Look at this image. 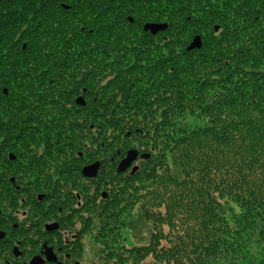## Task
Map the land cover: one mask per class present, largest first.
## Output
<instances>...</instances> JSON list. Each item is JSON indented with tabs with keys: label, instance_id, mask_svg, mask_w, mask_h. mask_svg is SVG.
Listing matches in <instances>:
<instances>
[{
	"label": "trees",
	"instance_id": "16d2710c",
	"mask_svg": "<svg viewBox=\"0 0 264 264\" xmlns=\"http://www.w3.org/2000/svg\"><path fill=\"white\" fill-rule=\"evenodd\" d=\"M159 1L155 40L132 32L125 0H0V166L33 144L57 163L94 154L103 264H128L126 249L131 264H264V0ZM80 91L91 115L66 107ZM129 146L150 157L119 182L109 158Z\"/></svg>",
	"mask_w": 264,
	"mask_h": 264
},
{
	"label": "flooded vegetation",
	"instance_id": "af4514ba",
	"mask_svg": "<svg viewBox=\"0 0 264 264\" xmlns=\"http://www.w3.org/2000/svg\"><path fill=\"white\" fill-rule=\"evenodd\" d=\"M147 1L125 0L124 5L129 10L126 17L132 32L157 40L164 37L166 31L164 15L158 13L163 12L160 4L163 2L159 1L157 14L149 15ZM155 22L163 27L155 32L144 27L145 23ZM81 91L73 101L66 103V107L79 109V112H82L81 107H86L91 115V101H87L88 96ZM79 95L83 102L76 101ZM33 125L35 123L23 121L3 128L13 130ZM46 149L44 144L15 147L12 153L7 151L8 160L5 158L0 166V264H102L94 245V234L90 237L86 229L87 217L92 215L86 209L99 206L101 200L98 198L106 197L108 191L100 188L99 170L94 175L82 172L83 165L94 159L80 160L82 154L77 152L80 156L77 157L70 150L67 159H60L57 163L51 160ZM33 150L36 154L23 156L25 151ZM136 152L137 156L121 172H116L112 156L109 158L110 172L117 176V181H126L130 168L133 165L139 168V162L150 157V154L142 156L143 150L136 149ZM121 157H117V161ZM5 168L9 169L7 173L3 171ZM5 178L9 183H4Z\"/></svg>",
	"mask_w": 264,
	"mask_h": 264
},
{
	"label": "rangeland",
	"instance_id": "374dc122",
	"mask_svg": "<svg viewBox=\"0 0 264 264\" xmlns=\"http://www.w3.org/2000/svg\"><path fill=\"white\" fill-rule=\"evenodd\" d=\"M66 120V119H65ZM90 144H93V145H95V143L92 141ZM78 151H80L79 149H76V148H74V153L76 154ZM80 152H82L83 153V151H80ZM68 153H69V150L68 151H66V153L64 154V155H67L68 156ZM124 154V153H123ZM49 155H50V158H51V160H53V161H57L58 160V157H56L55 155H56V152L54 151L53 153H49ZM83 158H82V160H91V159H93V158H91L92 156H94V154H87V151H85L84 153H83ZM116 162H117V158L114 160V164H113V168L115 169V167H116ZM112 168L110 167L109 168V171L111 170ZM102 173V177H100V182H102V184H100L101 186H100V188H101V190L102 189H105V187H104V184L106 183V180H107V176H105V173H104V171H102L101 172ZM113 176V175H112ZM107 184V183H106ZM83 189H85L84 187H83ZM99 200H101L100 198H98ZM90 209H86V211L87 212H91V213H93V211H89ZM89 218V217H88ZM92 222H95V218L93 219V220H91ZM89 228V225H87V227H86V229H88ZM122 232L124 233V235H126V236H128V237H131L132 238V236H134V234H141V233H145L146 234V231H145V229H144V227H143V225L140 223V221H136L135 222V224H134V226H133V228L131 227V226H129V228H124L123 230H122ZM90 237H93V235H91L90 234ZM133 239V238H132ZM145 239H143V241H144ZM163 241V240H162ZM99 242H100V238L98 239L97 238V240L95 241V243H94V245H95V248L97 249V247L100 245L99 244ZM120 250H121V248H120ZM123 251V250H122ZM121 251V255L122 256H124L125 257V261H127V263L129 264H131V259H133V257H131V259L129 258V256H126V253L128 254V250L126 249V250H124L123 252ZM97 254H98V252H97ZM114 255V254H113ZM99 259H100V261H101V257L99 256ZM151 260V256L150 255H148V256H146L144 259H142L141 260V264H143V262H147V261H150ZM102 262V261H101ZM103 264V263H102ZM160 264H164V262H160Z\"/></svg>",
	"mask_w": 264,
	"mask_h": 264
},
{
	"label": "water",
	"instance_id": "95a60500",
	"mask_svg": "<svg viewBox=\"0 0 264 264\" xmlns=\"http://www.w3.org/2000/svg\"><path fill=\"white\" fill-rule=\"evenodd\" d=\"M144 27H149L151 29L152 32H155V30L159 27H163V24H158V23H145ZM215 28H217V26L215 25ZM193 38L190 40V42L188 43V45L186 46V48L190 49L191 47H199L201 44V38L199 35H194L192 36ZM3 90H5L3 88ZM6 91V90H5ZM76 101L79 102H83L84 99L82 98V96H77L76 97ZM142 156H148L147 154L142 153ZM137 156V152L134 148H128L126 149V155L124 157H122L118 162H117V170L118 171H122L124 169L127 168V166L129 165L130 161L132 159H134ZM99 167V161L98 160H94L91 163L85 164L82 167V172L85 175H94L97 171ZM136 168V165H134L131 168V171L134 170Z\"/></svg>",
	"mask_w": 264,
	"mask_h": 264
}]
</instances>
